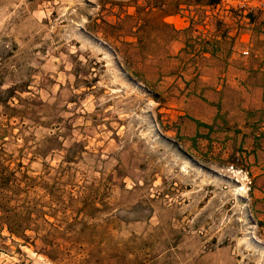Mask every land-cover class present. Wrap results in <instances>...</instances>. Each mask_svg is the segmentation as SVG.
I'll use <instances>...</instances> for the list:
<instances>
[{
	"label": "rangeland",
	"instance_id": "374dc122",
	"mask_svg": "<svg viewBox=\"0 0 264 264\" xmlns=\"http://www.w3.org/2000/svg\"><path fill=\"white\" fill-rule=\"evenodd\" d=\"M168 1L0 0V160L54 223L0 220V264H264L259 157L199 125L237 96L204 52L249 12Z\"/></svg>",
	"mask_w": 264,
	"mask_h": 264
},
{
	"label": "crops",
	"instance_id": "0c3cea01",
	"mask_svg": "<svg viewBox=\"0 0 264 264\" xmlns=\"http://www.w3.org/2000/svg\"><path fill=\"white\" fill-rule=\"evenodd\" d=\"M201 7L211 9L205 5ZM259 19L256 15L243 19L246 21V25L252 28L248 33H236L230 37H224L231 41L226 48L203 51L204 54L212 57L214 62L222 65L221 69L225 73L221 87H227V83H230L229 86L234 87L231 92L237 96L234 100V97H230L229 101L232 105L225 110L220 111V104L217 105L212 124H201V122L199 125H207L212 130L213 126L217 125L219 116L222 119V128L225 127L223 130L233 136L230 143L236 142L234 149L243 153V149L249 148L247 154L251 153L259 157V180L264 183V35L257 31L259 38L254 43L256 37L252 34L255 27H259ZM246 37L248 38L244 43ZM235 42H240L241 45H244L243 48L248 43L252 46L255 44L251 49V55L249 57L241 56L243 48L239 49L238 45L233 46ZM246 94H248L247 97ZM225 100L228 101L226 97ZM260 193L259 197L264 199L263 187Z\"/></svg>",
	"mask_w": 264,
	"mask_h": 264
},
{
	"label": "trees",
	"instance_id": "16d2710c",
	"mask_svg": "<svg viewBox=\"0 0 264 264\" xmlns=\"http://www.w3.org/2000/svg\"><path fill=\"white\" fill-rule=\"evenodd\" d=\"M221 0H187V3L193 4L196 6H208V7H216ZM163 2V10L162 12L165 14L164 17L169 16L171 14V8H165L166 2H169L168 0H161ZM171 2H180L178 0H171ZM178 3L174 6V9H178L179 5ZM253 13L249 12L246 16L247 18L253 17ZM164 25L167 27H172V25L168 24L167 22H164ZM59 171L60 169H56ZM41 177H29L26 173H22L21 175L17 176L16 171H12L9 169L8 165H5L0 160V220L2 223L7 224L9 230L11 233L22 237L23 239L27 240L29 236H26L25 232L26 229L33 230L36 235L41 233V230L39 227L32 228L30 226V223L36 222V221H42L44 223L49 224V226H53L54 223L49 222L45 218V214L48 212L43 209H37L36 206L23 208L22 205L19 204L20 196L23 193L28 194L31 190H33L37 185L42 183L36 182ZM31 180L32 183L29 184V181ZM48 185V184H45ZM49 190L51 192H48V195L53 196L52 191L55 192V183L49 187ZM23 209V210H22ZM54 212L56 209H53ZM51 215H55V213L51 212ZM35 215V216H34ZM31 227V228H30ZM58 229H55V232H58ZM52 234H46L41 239L44 243L52 245L54 243L52 240H49V236Z\"/></svg>",
	"mask_w": 264,
	"mask_h": 264
},
{
	"label": "built area",
	"instance_id": "2783aa9c",
	"mask_svg": "<svg viewBox=\"0 0 264 264\" xmlns=\"http://www.w3.org/2000/svg\"><path fill=\"white\" fill-rule=\"evenodd\" d=\"M222 5L223 7L227 8V9H241V11H248L251 12L253 9H255L256 7H259V10L264 12V2L262 3L259 0V5L256 3H252V1L250 0H221L220 3L217 5ZM244 55H248L249 51H243Z\"/></svg>",
	"mask_w": 264,
	"mask_h": 264
}]
</instances>
